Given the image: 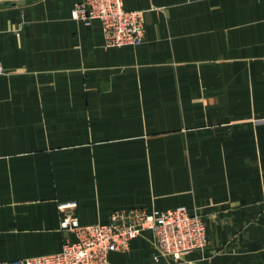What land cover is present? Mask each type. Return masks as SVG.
I'll use <instances>...</instances> for the list:
<instances>
[{
  "label": "crops",
  "instance_id": "1",
  "mask_svg": "<svg viewBox=\"0 0 264 264\" xmlns=\"http://www.w3.org/2000/svg\"><path fill=\"white\" fill-rule=\"evenodd\" d=\"M81 1L0 0V263L75 243L76 202L83 226L185 207L208 249L179 264H264V0H123L146 35L122 48ZM184 129L203 139L173 157ZM155 255L146 231L110 260L174 262Z\"/></svg>",
  "mask_w": 264,
  "mask_h": 264
},
{
  "label": "built area",
  "instance_id": "2",
  "mask_svg": "<svg viewBox=\"0 0 264 264\" xmlns=\"http://www.w3.org/2000/svg\"><path fill=\"white\" fill-rule=\"evenodd\" d=\"M71 17L85 23L99 20L106 44L112 48L138 46L145 40L144 13L127 11L123 0H82L72 9ZM76 210V202L59 206L60 228L75 233V243H68L58 254L0 264H112L111 252H129L133 242L146 231L154 237L156 262L160 257L177 262L188 254L203 252L208 244L202 216L189 213L185 207L167 211L118 210L113 212L109 223L88 226L80 224Z\"/></svg>",
  "mask_w": 264,
  "mask_h": 264
},
{
  "label": "rangeland",
  "instance_id": "3",
  "mask_svg": "<svg viewBox=\"0 0 264 264\" xmlns=\"http://www.w3.org/2000/svg\"><path fill=\"white\" fill-rule=\"evenodd\" d=\"M255 123L264 125V117L263 118H257L255 120ZM198 131H199L198 129H193V130L184 129L183 131L172 134L173 153H177L173 157L180 156V155L189 157V156L194 154L195 151H194V149H192V144L203 139V138H201V136L197 135ZM205 139L206 138L204 137V140ZM179 148H182V149H179ZM207 249H205L203 252H200L198 254H200L201 256H204L207 252ZM194 254L195 253H191V254H188L186 256H183L180 260H178L177 262H173L172 264H179L181 262H184L186 258H188ZM156 263H158V262H156ZM187 263L188 264H195L196 261H194V260L188 261Z\"/></svg>",
  "mask_w": 264,
  "mask_h": 264
}]
</instances>
